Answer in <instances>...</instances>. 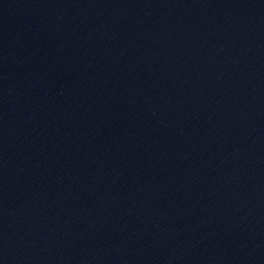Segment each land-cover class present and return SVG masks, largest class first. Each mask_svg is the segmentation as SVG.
<instances>
[{
	"label": "water",
	"instance_id": "1",
	"mask_svg": "<svg viewBox=\"0 0 264 264\" xmlns=\"http://www.w3.org/2000/svg\"><path fill=\"white\" fill-rule=\"evenodd\" d=\"M93 264H264V0H0Z\"/></svg>",
	"mask_w": 264,
	"mask_h": 264
}]
</instances>
